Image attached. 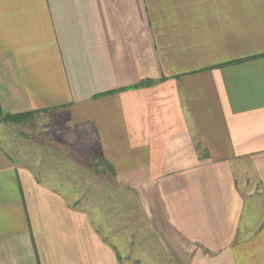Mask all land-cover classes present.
Returning <instances> with one entry per match:
<instances>
[{"label": "crops", "instance_id": "crops-1", "mask_svg": "<svg viewBox=\"0 0 264 264\" xmlns=\"http://www.w3.org/2000/svg\"><path fill=\"white\" fill-rule=\"evenodd\" d=\"M100 182L155 248L120 205L82 213ZM152 250L264 264V0H0V264Z\"/></svg>", "mask_w": 264, "mask_h": 264}, {"label": "rangeland", "instance_id": "rangeland-1", "mask_svg": "<svg viewBox=\"0 0 264 264\" xmlns=\"http://www.w3.org/2000/svg\"><path fill=\"white\" fill-rule=\"evenodd\" d=\"M17 121H20V120H17ZM53 125L54 124H52V126ZM39 128H41L40 124H39V127L36 129H39ZM29 129H30V127H29ZM33 131H34V128H33ZM92 161H93V164H96L99 162V161H94V160H92ZM108 168H109V166H108ZM110 171H112V169L109 170V172ZM84 186H87V185H84ZM80 188L82 189L83 194L89 196V197L85 196L86 199L82 200V207H83L82 213L83 214L89 213V212L93 213V211H96L97 213H99L100 218H102V217L108 218L107 216H109V218H111L112 214L105 213V212H107V210H109V211L113 210L112 212L115 213V216H118V213L123 211V209H125L124 210L125 214L126 213L129 214L128 222L133 223L131 225H133V228L136 229L137 232L140 231V229L137 230V228H138L137 223H138V220H140V216H141L140 210L141 209H140V206L138 204L137 199L135 198L136 195H135V193H133L131 191V188H127L124 191H122L120 189L118 191V190H114V189H116V187L108 188L107 185H104V183H102V182H100V184L95 187L96 191L92 190L95 188L91 187V185H88L86 188L85 187H83V188L80 187ZM78 193H80V192H78ZM76 195H78V194H76ZM91 196H93V200H95L97 202V205H98L97 210H96L95 206H92L93 200H91L92 199V198H90ZM123 200H125V203L122 204ZM117 205H120V207H121V210L119 212H116L117 210H119L118 208H116ZM113 206H115V209L113 208ZM105 214H107V215H105ZM101 215H105V216H101ZM93 220H95V219H93ZM96 220L98 222V224L96 226L99 229V232H100L99 235L100 236L101 235L103 237L106 236L107 237L106 239H109L108 240L109 242L110 241L115 242V241H113L114 238H116V239L118 238V241L120 243L125 244V241H126L124 239L125 235L124 234L118 235L116 230H115L116 228L109 223V222H111L109 219H98L97 218ZM128 232H129V230L127 231V233ZM140 232H142V234L146 233L148 235H146V236L145 235H138V234L133 235V236L131 235L130 236V242L136 244V242L141 241L142 243H144V246L147 249L155 248V246L152 247L153 245H151V243H155L156 239L154 237H151V235H153V234H150L151 232H150L149 228L148 227H145V228L142 227ZM144 236L146 237V239H144ZM117 246L119 248H122V247H120V244H117ZM121 246H123V245H121ZM140 252H141V250L137 251V252L136 251L135 252H128L127 251L126 253H129V257L131 255V256H135V257L139 258ZM146 253L149 254V258H153L154 262L157 264H185L183 262H179V259L176 260L175 257L172 258L171 256L167 255L166 253L162 252L161 250H159V251L156 250V252H155V250H152L151 252L146 251ZM126 257H127V255H125L124 257H121V258L126 259ZM130 262H126V264H128Z\"/></svg>", "mask_w": 264, "mask_h": 264}, {"label": "trees", "instance_id": "trees-1", "mask_svg": "<svg viewBox=\"0 0 264 264\" xmlns=\"http://www.w3.org/2000/svg\"><path fill=\"white\" fill-rule=\"evenodd\" d=\"M4 117H7L8 119H11V120H20L22 119L21 116L19 114H15V115H5Z\"/></svg>", "mask_w": 264, "mask_h": 264}]
</instances>
